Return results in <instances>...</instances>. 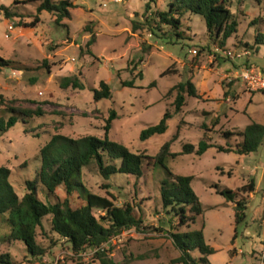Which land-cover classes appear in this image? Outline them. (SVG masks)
Masks as SVG:
<instances>
[{
	"label": "rangeland",
	"instance_id": "obj_1",
	"mask_svg": "<svg viewBox=\"0 0 264 264\" xmlns=\"http://www.w3.org/2000/svg\"><path fill=\"white\" fill-rule=\"evenodd\" d=\"M18 1L27 2L0 0V6L17 13L6 20L0 9V57L12 64L0 70V114L7 116L1 109L8 104L45 110L41 117L18 120L0 136V165L12 171L10 183L19 196L25 192V181L33 178L41 164V148L54 135L102 139L111 109L115 118L108 138L145 156L155 155L167 141L170 151L179 153L185 143L196 146L204 133L214 146L226 147L227 141L232 146L240 138L227 140L222 131L264 123V93L250 91L237 80L223 79L225 72L246 63L264 69V45L254 44L256 34H264V0L232 1L230 8L239 25L226 48L239 55L236 59L227 57L225 51L215 54L211 45L207 48L206 26L196 14L184 20L181 39L170 38L166 28L160 37L145 26L133 33L131 21H143L146 0H71L75 6L71 17L62 20L64 26L43 11L35 27L25 25L33 20L39 2ZM153 10H149L150 17ZM8 22H14L15 29L5 38ZM91 37L93 43L88 46ZM165 70L167 75L161 77ZM63 77L78 78L83 89L61 88ZM188 79L202 96H186L185 105L174 114L175 91L169 90ZM100 80L109 83L112 96L95 102L92 89ZM120 80H133L135 87H122ZM166 109L173 112L166 132L141 141L140 132L158 123ZM166 165L172 172L193 176L191 186L204 212L192 228L204 225L205 241L215 250L208 257L209 264H264V139L256 151L246 155L210 148L200 157H168ZM151 166L152 160L147 159L139 179L118 174L104 180L95 164L82 171V181L90 192L117 206L130 204L141 217L139 229L125 230L103 245L118 264H173L179 256L166 233L169 215L162 208L157 187L167 173L157 166L151 174ZM252 180V192L240 190ZM41 189L38 193L43 198ZM224 189L233 191L235 200L245 204L246 216L238 225L234 201L219 193ZM59 193L64 196L62 190ZM36 241L46 249L42 257L32 259L20 241L0 240V254H8L15 264H100L92 249L72 253L69 244L51 231L46 218Z\"/></svg>",
	"mask_w": 264,
	"mask_h": 264
},
{
	"label": "trees",
	"instance_id": "obj_2",
	"mask_svg": "<svg viewBox=\"0 0 264 264\" xmlns=\"http://www.w3.org/2000/svg\"><path fill=\"white\" fill-rule=\"evenodd\" d=\"M37 1L39 3L36 7V15L30 23L25 25L27 27L38 25L40 23L38 15L43 11L52 14L55 17L54 22L61 25L62 20L71 17L70 10L75 6L71 0ZM232 1L146 0L142 14L143 21L132 20L131 31L135 33L141 26H145L153 35L160 37L158 34H164L163 30L166 28L170 38L175 36L176 39H181L184 20L190 14H196L203 18L206 26L209 41L207 48L211 45L216 49L215 54L224 51L226 53L227 40L237 32L239 25L230 8ZM26 2L13 0L14 4ZM159 4H164V8H159ZM0 9L6 20L17 16V13L9 12L8 8L3 5ZM150 9H154L151 12L152 17L148 14ZM92 43L93 37L86 44L89 46ZM254 44L264 45V34L257 33L254 37ZM245 46L248 45L245 44ZM139 61L143 60L139 58ZM11 67V61L0 57V70ZM167 73L168 70L163 71L161 77ZM120 85L135 87L133 80H120ZM151 85H154V81ZM60 86L64 89L69 87L83 89V84L75 77H63ZM92 91L95 102L109 99L112 96L111 87L105 80H100L98 87ZM173 91H175L172 102L174 114L181 111L185 105L186 96L201 98L200 92L189 79L172 86L169 92ZM1 110L6 112L7 116L0 114V136L11 129L18 120L26 122L24 119L34 116L41 117L45 114V110L41 107L21 108L9 104ZM109 112L102 139L92 135L79 138L54 135L41 148V164L33 178L25 181V192L21 196L16 193L10 183L12 172L10 168L0 165V240L20 241L32 259L42 257L46 249L37 243L36 235L38 228H43V219L46 218L51 231L69 244L72 253L78 254L86 249H92L100 264H118L108 256L103 245L125 230L139 229L142 224L141 217L130 204L117 206L111 199L90 192L82 181V171L91 164H95L98 175L104 180H109L113 175L118 174L139 179L143 176L146 160L151 159V174L157 166L167 173V178L157 181V187L162 208L169 215L167 223L170 229L166 233L179 251V256L173 259L172 263L209 264L208 257L215 250L205 241L204 225L198 229L192 228L197 218L204 212L191 186L193 176L172 172L166 165V159L184 154H194L200 157L210 148H216L218 152L249 154L256 151L262 144L264 123L253 122L240 131H222L221 135L227 140L232 136L240 138V141L232 146H228L229 141L226 142V147L214 146L204 133L196 146L192 143H185L179 153L171 152L170 141H167L161 145L155 155L145 156L132 152L125 145L108 138V131L115 118L114 110L111 109ZM173 112L166 109L158 123L140 132L139 139L145 141L156 134L165 133L168 120L173 116ZM41 186L43 198H40L38 193V188ZM60 190L64 192L63 197L59 193ZM240 190L252 192L254 190L253 180L249 185L242 186ZM219 193L227 200L234 201V221L238 225L246 216L244 202L235 200L233 191L229 189L220 190ZM235 233L236 227L234 236ZM195 252L198 253V257H194ZM0 264H15V262L8 254H0Z\"/></svg>",
	"mask_w": 264,
	"mask_h": 264
},
{
	"label": "built area",
	"instance_id": "obj_3",
	"mask_svg": "<svg viewBox=\"0 0 264 264\" xmlns=\"http://www.w3.org/2000/svg\"><path fill=\"white\" fill-rule=\"evenodd\" d=\"M14 29V22H8L4 37L9 38L14 32ZM195 52L196 51L193 50V53ZM245 53L246 52L243 51L242 54L244 55ZM225 54L227 57L232 59H236L239 56L232 50H227ZM233 68L234 69H232L231 71L225 72V74L223 75V79H225L227 82L237 80L250 91H259L264 93V70L260 68H255L251 64H243L239 68Z\"/></svg>",
	"mask_w": 264,
	"mask_h": 264
},
{
	"label": "crops",
	"instance_id": "obj_4",
	"mask_svg": "<svg viewBox=\"0 0 264 264\" xmlns=\"http://www.w3.org/2000/svg\"><path fill=\"white\" fill-rule=\"evenodd\" d=\"M74 2V1H73ZM224 68H228V67H224ZM198 89V87H196ZM201 94V93H200ZM202 96V95H201ZM229 101L228 98H226L225 102Z\"/></svg>",
	"mask_w": 264,
	"mask_h": 264
}]
</instances>
